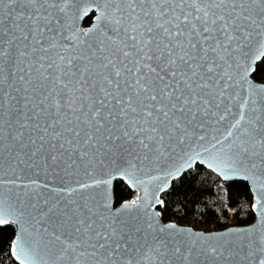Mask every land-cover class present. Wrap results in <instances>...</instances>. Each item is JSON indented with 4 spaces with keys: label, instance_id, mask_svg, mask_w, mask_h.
Masks as SVG:
<instances>
[{
    "label": "snow or ice",
    "instance_id": "obj_1",
    "mask_svg": "<svg viewBox=\"0 0 264 264\" xmlns=\"http://www.w3.org/2000/svg\"><path fill=\"white\" fill-rule=\"evenodd\" d=\"M194 163L254 222L161 223ZM0 225L18 264H264V0H0Z\"/></svg>",
    "mask_w": 264,
    "mask_h": 264
},
{
    "label": "trees",
    "instance_id": "obj_2",
    "mask_svg": "<svg viewBox=\"0 0 264 264\" xmlns=\"http://www.w3.org/2000/svg\"><path fill=\"white\" fill-rule=\"evenodd\" d=\"M91 20L87 18L85 25ZM114 194L116 205L134 197L131 189L120 181L115 184ZM162 200L164 205L158 210L164 222L199 231L219 232L254 222L250 218L253 196L248 184L242 181L225 183L201 166L175 181L162 195ZM14 238L13 227L0 228V260L6 259L11 264H16L10 252Z\"/></svg>",
    "mask_w": 264,
    "mask_h": 264
},
{
    "label": "water",
    "instance_id": "obj_3",
    "mask_svg": "<svg viewBox=\"0 0 264 264\" xmlns=\"http://www.w3.org/2000/svg\"><path fill=\"white\" fill-rule=\"evenodd\" d=\"M95 14H96V13H91V14H89V16H85L83 19H79V20H77V21H76L77 26H78L81 30H83V31H87L88 27H90L91 24L94 23V20H91V23H90L89 25L86 26V25H85L86 19L89 18V17L94 16ZM197 166H201V167L205 168L206 170L212 172L211 169L208 168L206 165H202V164H199V163H194V166H193V167H191V168H185V170H184L183 172H181L180 175H179L177 178L172 179V180L170 181V184H169L168 188L166 189V191L158 193L160 199H162V195H163V194L167 193V192L171 189L172 184H173L175 181L181 179V178H182L186 173H188L189 171L196 169ZM212 173H213L214 175H216L218 178H220V179H221L223 182H225V183H230V182H234V181H242V182L247 183L248 186H249V188H250V191H251V193H252V196H253V202H254V195H255V194L252 192V190H251V185H250L249 182H247V181H245V180L237 179V178H228V179H225V178H223L222 176L218 175L217 173H214V172H212ZM118 181L125 183V185H126L127 187H129L128 184H127L125 181H122V180H120L119 178H117L116 180L113 181V183H112V185H111V187H110V191H111V195H112V199H113L114 206H118V205H116V202H115V194H114L115 184H116V182H118ZM156 183H158V182H153V184H156ZM129 188H130L131 191L134 193V197H133L131 200L136 199V197H137L138 195H142V194H143V188H142V187H141L140 189L131 188V187H129ZM150 191H151V186H150ZM131 200H128V201H125V202H129V201H131ZM159 207H160V206L158 205V206H157V209H158ZM158 211H159V210H158ZM160 213H161V212H160ZM159 220H160V222L163 223V224H173V223H166V222H164V221H163V218H162V214H161V216L159 217ZM175 225H176L177 228H179V229L191 230V231H193V232H196V233H203V234H210V233H213V234H214V233H220V232H224V231H227V230L233 228V227H230V228H228V229H226V230H224V231H219V232H204V231L195 230V229H193V228H191V227L180 226V225H177V224H175ZM6 226H11V227H13V228L15 229V236L18 234V228L16 227V225H0V228H2V227H6ZM234 227H236V226H234ZM14 242H15V238H14L12 244H13ZM11 256H12V255H11ZM12 259H13V261H14L16 264H18V262L15 260V258H14L13 256H12Z\"/></svg>",
    "mask_w": 264,
    "mask_h": 264
},
{
    "label": "built area",
    "instance_id": "obj_4",
    "mask_svg": "<svg viewBox=\"0 0 264 264\" xmlns=\"http://www.w3.org/2000/svg\"><path fill=\"white\" fill-rule=\"evenodd\" d=\"M10 250V249H9ZM11 252V251H10ZM0 264H11V262L10 263H8V261L6 260V259H1L0 260Z\"/></svg>",
    "mask_w": 264,
    "mask_h": 264
}]
</instances>
